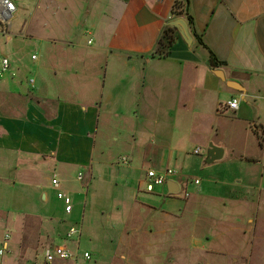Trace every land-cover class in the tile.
<instances>
[{
  "label": "crops",
  "instance_id": "1",
  "mask_svg": "<svg viewBox=\"0 0 264 264\" xmlns=\"http://www.w3.org/2000/svg\"><path fill=\"white\" fill-rule=\"evenodd\" d=\"M175 2L93 0L89 6V23L82 30L64 28L57 36L47 38V43L42 44V56L32 58L39 60L36 64L31 60L22 63L15 57L11 59L12 69L17 71L7 80L5 76L0 78V180L4 178L3 168L12 172L24 168L31 171L42 162L55 167L63 182L57 173L53 178L57 177L70 195L77 192L71 188L75 167L81 170L79 174L87 173L82 182L87 180L90 184L89 177L98 182L110 181L107 149L98 146L102 114L107 116L106 129L119 127L121 119L127 120L121 126L130 135L123 140L129 162L125 172L115 171L118 178L115 184L123 183L129 189L135 186L131 178L134 171L138 172L137 180L143 186L151 163L158 169L170 168L169 163L184 168V150L174 149L167 141L174 139V131L169 133L167 126L177 120L180 110V126L176 128L182 129L189 117H201L198 127L188 126L186 138L192 141L198 128L207 142L233 137L238 139V147L233 148L232 156L245 162L264 161V0H190L198 34L220 60L227 62L220 68L211 66L208 48L194 36L193 43L188 45L179 32L166 57L153 54L164 27L174 20ZM200 50L203 54L197 56ZM215 69H222L226 80L216 75ZM227 80L240 83L246 93L229 87ZM234 92H238L240 105L237 110H230L225 104L235 97ZM147 122H153L157 130L150 145L146 138L150 134L145 129ZM141 129L144 136L140 135ZM179 173L184 182L183 172L179 170ZM236 182L240 191L250 185ZM259 185L264 187V178ZM36 186L42 189L39 184ZM52 188L57 190L53 184ZM143 191L146 192L144 188ZM245 199L238 196V207L242 208ZM42 200L45 206L50 202L45 189ZM135 203L142 211L146 210L145 202L135 199L131 205ZM30 216L43 223V236L50 233L59 237L55 244L64 242L66 235L57 234L56 228L50 232L51 228L46 226L50 219ZM106 222L108 230L102 235L91 231L94 235L98 233L96 236L104 244L101 251L114 255L106 264H147L145 260L149 257L155 258L149 264L157 261L162 264L163 259L156 252L157 243H153L154 254H137L142 259L140 263L131 260L135 252L126 239L122 241L124 236L140 238L153 232H127L121 227L110 228V221ZM82 224L84 228V214ZM18 243L8 252L17 255ZM68 244L75 247L72 240ZM46 246L31 247L36 258L26 264L33 261L42 264ZM172 252L171 249L164 264H177L178 256L173 257ZM11 262L19 264L15 256Z\"/></svg>",
  "mask_w": 264,
  "mask_h": 264
},
{
  "label": "rangeland",
  "instance_id": "2",
  "mask_svg": "<svg viewBox=\"0 0 264 264\" xmlns=\"http://www.w3.org/2000/svg\"><path fill=\"white\" fill-rule=\"evenodd\" d=\"M14 1L18 11L13 18L11 38L0 32V67L4 57L11 61V70L4 80L9 79L13 71H17L12 69L13 57L22 63L32 61L33 54L42 56V44L47 43V38L57 36L60 29L72 27L82 30L89 23V6L93 0ZM26 29L32 37L21 36ZM63 38L67 39L66 36ZM202 54V50L196 53L197 56ZM38 61L32 62L36 64ZM234 94L233 98L240 99L238 92ZM181 112L182 110L178 112L177 120L167 126L169 133L174 131V139L172 141L167 138L168 143L174 149L182 147L185 153V159H182L183 169L179 164L169 163L170 168L183 172L182 177L185 180L183 182L180 176L174 177L180 185L179 192L174 194H168L167 185L157 186L153 193L144 192V187L137 180L136 171L131 177L135 184L132 189L125 187L123 183L115 184L118 179L115 171L123 173L127 167L120 159L127 153L123 140L130 135L127 128L121 126V123H126L127 120L121 119L119 127L106 129L105 114H102L100 120L98 146L107 149L110 181L98 182L89 177L90 184L87 187V180L82 182L77 179L81 170L73 168L71 188H76L77 192L71 193L75 205L72 214L66 212L65 203L58 198L57 190L52 188L51 182L57 173L53 165L41 162L31 171L24 168L19 172L3 168L4 178L0 180V232H10V250L16 241H19L20 251L17 255L8 252L0 260V264H13L11 261L14 256L19 264H26L36 258L31 247L36 244L41 247L54 245L60 241L57 235L48 233L43 236L45 228L43 223L30 214L50 219L46 223V226L51 228L50 232L56 228L57 234L63 236L71 226H78L82 222L84 214V233L80 241L82 255L76 264L96 262L106 264L112 261L114 255L108 256L107 251H101L104 244L96 236L99 232L102 235L108 230L106 221H110L109 227L113 229L121 227L127 232L131 230L153 232L140 238L123 237L122 241L126 239L135 252L134 257L131 256L133 262H142V259L136 257L137 254H154L156 247L153 243H157L156 252L159 253V259H163V262H160L162 264L165 263L171 249L173 257L178 256L177 264H264V187L258 186L264 178V161L260 159L261 163H258V160L245 162L232 156L233 148L238 147V139L233 137H227L226 140L221 137V140L207 142V138L198 128L195 131L197 133L195 138L191 141L186 138L187 128L190 124L198 127L201 124V117L199 115L195 118L189 117L188 123L179 129L176 127L180 126ZM231 119L233 118H228ZM145 129L150 133L146 137L150 145L153 133L157 130L153 122H147ZM103 130L104 133L101 132ZM140 135L144 136L142 129ZM211 143L224 149L222 159L209 161ZM196 149H200L199 154H195ZM149 165L156 170L166 169L165 166L158 169L155 163ZM57 174L63 182V177ZM197 179L199 183L196 182ZM236 181L247 182L250 185L240 191ZM37 184L42 189L38 188ZM44 189L50 194V202L46 206L42 200ZM238 196L246 197V203L242 208L238 207ZM135 199L146 203L145 211L136 203L131 205ZM115 200H119L120 203H114ZM103 211L105 212L102 213ZM94 230L98 232L95 235L91 232H95ZM108 241L118 242L117 239ZM86 249L92 253L90 260L83 257ZM25 251H29L30 254H26ZM150 258L145 260L147 264L155 259ZM157 263L159 261L155 264Z\"/></svg>",
  "mask_w": 264,
  "mask_h": 264
},
{
  "label": "built area",
  "instance_id": "3",
  "mask_svg": "<svg viewBox=\"0 0 264 264\" xmlns=\"http://www.w3.org/2000/svg\"><path fill=\"white\" fill-rule=\"evenodd\" d=\"M18 11V6L14 0H0V32L10 36L12 35L13 18ZM22 37H28L27 32L21 33ZM91 42V41H90ZM33 59H36V54L32 55ZM11 70V61L9 58L4 57L0 67V78L6 76ZM226 107L230 110H237L240 105V101L237 98H231L226 102ZM196 154L200 153V149L194 151ZM124 163H128L129 160L126 156H122L120 159ZM179 171L173 168H166L164 170H156L150 168L146 171V176L143 181L144 190L148 193H153L157 186L167 185L169 180H174V177L179 176ZM78 179L83 181L84 174L80 173ZM197 183L200 181L197 179ZM52 184L57 188V196L65 203V210L67 213H72L74 209V202L68 191L64 190L61 186L60 180L55 177L52 179ZM89 182H87V187ZM83 233L82 222L76 226L73 225L68 230L66 236L63 238V243L48 245L43 250V263L42 264H56L59 261H71L74 264L78 261L81 254L80 240ZM11 234L10 232H4L0 236V260L8 253L10 248ZM72 240L75 242V247H71L68 242ZM83 257L86 260L91 259V253L84 251ZM28 264H39L37 261L30 262Z\"/></svg>",
  "mask_w": 264,
  "mask_h": 264
},
{
  "label": "trees",
  "instance_id": "4",
  "mask_svg": "<svg viewBox=\"0 0 264 264\" xmlns=\"http://www.w3.org/2000/svg\"><path fill=\"white\" fill-rule=\"evenodd\" d=\"M172 16L174 19L177 18H185L190 27V31L192 35L196 38V40L209 49L210 53V64L213 68H220L227 65L226 61L220 60L217 55L209 48V46L205 43L203 38L198 34L196 26H195V18L191 13L190 8V0H176L173 8H172ZM178 30L167 24L164 27L163 33L158 40L156 49L154 51V55L166 57L169 53V49L174 45L177 38Z\"/></svg>",
  "mask_w": 264,
  "mask_h": 264
},
{
  "label": "water",
  "instance_id": "5",
  "mask_svg": "<svg viewBox=\"0 0 264 264\" xmlns=\"http://www.w3.org/2000/svg\"><path fill=\"white\" fill-rule=\"evenodd\" d=\"M169 25L175 27L181 37L186 41L188 45H191L193 43V35L190 31L189 23L188 21L181 17L174 20H171L168 22ZM214 72L216 75H218L221 79L226 80V75L222 69H215ZM227 84L229 87L237 89L244 94L246 93V89L237 81L234 80H227ZM224 157V149L220 146L214 145L213 143L209 146V161L214 162L217 160H220ZM168 187V194H174L179 192L180 185L175 180H169L167 183Z\"/></svg>",
  "mask_w": 264,
  "mask_h": 264
}]
</instances>
